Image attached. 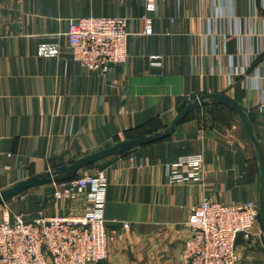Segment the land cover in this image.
Wrapping results in <instances>:
<instances>
[{
    "label": "crops",
    "instance_id": "1",
    "mask_svg": "<svg viewBox=\"0 0 264 264\" xmlns=\"http://www.w3.org/2000/svg\"><path fill=\"white\" fill-rule=\"evenodd\" d=\"M86 16L128 18V60L106 74L72 58L69 23ZM209 92L247 111L264 155V0H0V188L160 131ZM238 118L223 103L202 104L167 138L82 169L108 181L110 255L99 264H186L195 206L258 200L259 162ZM187 153L203 154L201 178L172 180ZM47 185L49 195L39 186L30 200L0 205V219L84 211L88 191L59 201V183ZM258 253L244 252L237 264H264Z\"/></svg>",
    "mask_w": 264,
    "mask_h": 264
},
{
    "label": "built area",
    "instance_id": "2",
    "mask_svg": "<svg viewBox=\"0 0 264 264\" xmlns=\"http://www.w3.org/2000/svg\"><path fill=\"white\" fill-rule=\"evenodd\" d=\"M155 0H147L153 7ZM149 23L148 17H144ZM146 33L151 32L148 24ZM128 18L86 16L73 19L67 32L72 58L90 70L106 74L111 63L128 60ZM204 156L187 153L171 169L174 181L198 180ZM103 172L85 173L59 182L56 200L76 199L88 191V204L81 214H23L0 219V264H99L110 255L111 235L103 216L107 194ZM22 193L21 195H23ZM259 222L258 200L224 203L202 200L188 217L190 236L183 246L186 264H237L239 234L250 238ZM126 228L129 224L125 223Z\"/></svg>",
    "mask_w": 264,
    "mask_h": 264
},
{
    "label": "water",
    "instance_id": "3",
    "mask_svg": "<svg viewBox=\"0 0 264 264\" xmlns=\"http://www.w3.org/2000/svg\"><path fill=\"white\" fill-rule=\"evenodd\" d=\"M215 102L223 103L237 113L248 133L250 141L253 143L256 150L259 162V218L263 229L262 240L264 243V155L262 146L255 135L254 126L247 111L237 101L224 92L203 93L196 99L189 100L187 104L176 114L172 121L160 131L142 134L133 138L122 139L112 145L81 155L78 158L67 163H63L54 169L27 176L0 188V205L14 199L16 196L32 188L69 180L77 175L84 167L94 164L102 159L113 155L123 154L134 148L167 138L175 132L178 124L185 119V117L192 110L202 104ZM239 239H242V234H239Z\"/></svg>",
    "mask_w": 264,
    "mask_h": 264
},
{
    "label": "rangeland",
    "instance_id": "4",
    "mask_svg": "<svg viewBox=\"0 0 264 264\" xmlns=\"http://www.w3.org/2000/svg\"><path fill=\"white\" fill-rule=\"evenodd\" d=\"M83 171L84 170H81L78 173V175L85 174V172H83ZM42 187H44L42 189H44V190L46 189L44 194L49 195L50 194L49 189L51 187H53V185H47V186H42ZM34 191L35 190H27L26 192H24L23 195L20 194V196H18V197L22 200H25V199L30 200L31 198H34V196H33V195H35V194H33V193H35ZM262 236H263V229H262L261 221L259 218V222L254 227V229L250 235V238L246 239L245 240L246 242L242 241V242H239V244H238L239 259H240L241 255L244 254V252L254 250V249H258L259 253L257 254L256 257H258V259H261L262 262H264V243L262 240Z\"/></svg>",
    "mask_w": 264,
    "mask_h": 264
},
{
    "label": "trees",
    "instance_id": "5",
    "mask_svg": "<svg viewBox=\"0 0 264 264\" xmlns=\"http://www.w3.org/2000/svg\"><path fill=\"white\" fill-rule=\"evenodd\" d=\"M153 132H156V131H147V132H144V133H141V134H139V135H136V136H134V137H137V136H140V135H142V134H149V133H153ZM131 138H133V137H131ZM92 165V164H91ZM90 166V165H89ZM78 175V174H77ZM77 175H75V176H77ZM74 176V177H75ZM73 178V177H72Z\"/></svg>",
    "mask_w": 264,
    "mask_h": 264
}]
</instances>
